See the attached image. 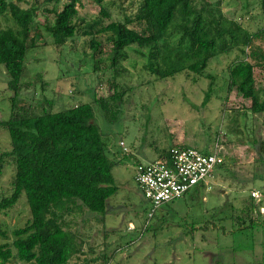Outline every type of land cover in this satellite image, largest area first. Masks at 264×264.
Masks as SVG:
<instances>
[{
	"label": "rangeland",
	"instance_id": "1",
	"mask_svg": "<svg viewBox=\"0 0 264 264\" xmlns=\"http://www.w3.org/2000/svg\"><path fill=\"white\" fill-rule=\"evenodd\" d=\"M219 1L223 15L249 33L264 27L262 0ZM105 3L111 20L122 21V14L132 13L137 0ZM19 6L25 7L24 3ZM77 11L84 20L97 14L88 0H82ZM45 17L51 20V15ZM43 19L38 11L36 21ZM10 24L8 17H0L1 26ZM237 55L232 50L210 59L204 74L212 79L193 81L190 76L176 75L155 81L142 70V58L130 53L125 71L116 76L118 86L132 88L122 97L118 120L107 125L94 111L108 155L119 162L111 170L116 193L107 199L105 211L77 215L81 221L73 226L86 241L82 246L86 257L103 255L105 264H264V154L251 145L253 138L264 139V125L263 118L249 112L248 100H242L234 89L227 93L224 75ZM91 63L86 46L78 39L58 48L37 44L25 54L20 83L41 74L46 87L21 91L20 102L38 108L43 106L42 99L50 98L52 110L58 111L90 102V92L107 96L113 74L110 69L93 72ZM253 75L256 88L264 89V68H254ZM6 80L0 66V120L9 115ZM175 144L201 154L216 151L223 167L214 168L206 184L160 205L148 217L151 205L133 181L134 168ZM4 151H8V138L0 129V153ZM11 178L12 166L6 164L0 176V196L9 194ZM27 210L21 196L0 215V224L8 230L21 227L29 217ZM89 248L94 255L88 253Z\"/></svg>",
	"mask_w": 264,
	"mask_h": 264
},
{
	"label": "trees",
	"instance_id": "2",
	"mask_svg": "<svg viewBox=\"0 0 264 264\" xmlns=\"http://www.w3.org/2000/svg\"><path fill=\"white\" fill-rule=\"evenodd\" d=\"M88 2L97 14L84 20L77 11L82 0H0V17L11 21L0 25V66L10 92L9 115L0 120L8 138V151L0 153V176L6 164L12 166L10 192L0 196V215L21 196L29 214L21 227L8 230L0 224V264L107 263V257L99 259L91 248L93 258L86 257V241L73 226L86 211L103 213L107 199L116 193L111 170L119 160L109 157L94 111L107 125L118 120L122 97L132 88L122 89L116 76L125 71L130 53L142 58V70L155 81L176 75L195 81L212 79L204 74L210 59L237 51L224 75L227 93L234 89L248 100L249 112L263 118L264 125V89L256 88L253 75L254 68H264V27L249 33L223 15L219 0H137L122 21L111 20L105 0ZM38 11L42 23L36 21ZM74 39L86 46L93 72L111 70V92L105 97L90 92V102L58 111L52 110L50 98L42 99L38 108L20 102L21 91L46 87L41 74L20 83L26 52L37 44L58 48ZM254 133L253 128L251 137ZM263 140L253 138L251 145L264 154Z\"/></svg>",
	"mask_w": 264,
	"mask_h": 264
},
{
	"label": "built area",
	"instance_id": "3",
	"mask_svg": "<svg viewBox=\"0 0 264 264\" xmlns=\"http://www.w3.org/2000/svg\"><path fill=\"white\" fill-rule=\"evenodd\" d=\"M118 146L125 151L122 142ZM222 161V156L216 151L201 154L190 147L172 146L166 155L137 164L133 181L143 199L151 205L148 217L160 205L179 199L192 188L206 184L212 177V170ZM251 197L257 195L251 193Z\"/></svg>",
	"mask_w": 264,
	"mask_h": 264
},
{
	"label": "crops",
	"instance_id": "4",
	"mask_svg": "<svg viewBox=\"0 0 264 264\" xmlns=\"http://www.w3.org/2000/svg\"><path fill=\"white\" fill-rule=\"evenodd\" d=\"M131 225H129V227H130Z\"/></svg>",
	"mask_w": 264,
	"mask_h": 264
}]
</instances>
